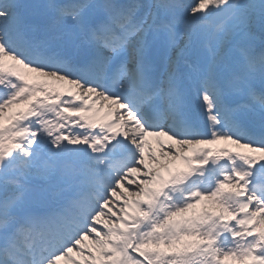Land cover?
I'll return each instance as SVG.
<instances>
[{
	"label": "snow or ice",
	"instance_id": "snow-or-ice-1",
	"mask_svg": "<svg viewBox=\"0 0 264 264\" xmlns=\"http://www.w3.org/2000/svg\"><path fill=\"white\" fill-rule=\"evenodd\" d=\"M0 264H264V0H0Z\"/></svg>",
	"mask_w": 264,
	"mask_h": 264
}]
</instances>
